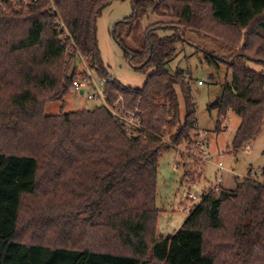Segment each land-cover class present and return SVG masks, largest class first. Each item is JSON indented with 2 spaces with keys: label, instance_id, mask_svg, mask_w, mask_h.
<instances>
[{
  "label": "trees",
  "instance_id": "trees-1",
  "mask_svg": "<svg viewBox=\"0 0 264 264\" xmlns=\"http://www.w3.org/2000/svg\"><path fill=\"white\" fill-rule=\"evenodd\" d=\"M110 2L38 0L0 10V264H264V167L262 182L237 180L234 189L209 191L173 236H157L156 206L159 159L170 148L164 137L179 146L197 131L189 84L168 69L187 31L234 52L217 124L229 111L241 120L233 150L262 132L264 70L248 63L264 68V0L134 1L132 17L113 35L135 70L153 72L140 89L106 85L109 101L122 95L128 108L143 112L144 130L134 135L104 106L56 116L44 110L84 74L78 52L97 77L109 76L97 22ZM148 11L177 23L153 25L144 47L128 50L121 32L130 34ZM168 28L172 36L154 33Z\"/></svg>",
  "mask_w": 264,
  "mask_h": 264
},
{
  "label": "rangeland",
  "instance_id": "rangeland-1",
  "mask_svg": "<svg viewBox=\"0 0 264 264\" xmlns=\"http://www.w3.org/2000/svg\"><path fill=\"white\" fill-rule=\"evenodd\" d=\"M134 1L111 0L98 18L97 34L101 58L108 74L120 84L136 90L144 86L148 74L153 70L146 74L135 70L136 65H131L125 58L124 50L113 35L117 23L132 17ZM176 23L177 19L170 14L158 16L148 11L145 17L135 22L133 29L131 27L130 34L128 29H124L120 37L128 50H139L144 47L150 27L155 24L173 26ZM154 33L160 37H169L174 34V30L159 29L154 30ZM176 51L168 69L172 73L181 71L189 84L196 105L198 126L197 131L191 133V140H186L179 146H174L169 137L163 139L170 148L159 159L156 206L160 211L157 236L166 238L182 226L190 212L200 204L202 195L211 191L219 174L218 162H222L226 168L223 184L220 185L224 189H234L237 180L252 179L262 182L260 169L264 166V127L253 141L236 153L232 143L241 120L229 111L226 119L217 126L219 110L218 106L212 105L221 97L224 85L232 82V72L226 63L234 59V52L217 38L196 31H187L179 38ZM85 61L90 68L87 59ZM211 61H215L218 66L210 65ZM248 65L256 71L264 70L261 65L252 61ZM78 71H84L79 62ZM91 73L97 77L92 70ZM177 89L183 123L185 105L180 88ZM97 106L98 103L89 101L86 95L71 89L63 101L48 103L44 110L46 115L56 116L61 112L93 110ZM253 171L256 172L254 177L251 176ZM192 186L197 201L187 197V191Z\"/></svg>",
  "mask_w": 264,
  "mask_h": 264
},
{
  "label": "built area",
  "instance_id": "built-area-1",
  "mask_svg": "<svg viewBox=\"0 0 264 264\" xmlns=\"http://www.w3.org/2000/svg\"><path fill=\"white\" fill-rule=\"evenodd\" d=\"M51 1V0H50ZM38 0H0V10L6 7L7 4H11L14 7L24 6L29 7L37 3ZM53 4V3H52ZM52 13L55 16L57 25L61 30L68 34L67 28L57 11L54 5H52ZM78 60L84 67V74H81L77 79L74 80L72 89L76 92L86 95L89 101L98 103L99 106H104L111 115L118 119L123 125L124 129L131 135L136 134L138 131L144 130L143 128V112L136 107L135 109H130L127 107L125 99L122 95H119L118 98L111 102L107 99L106 95V85L113 83L115 79L112 76H108L106 79H101L95 77L91 73V68L87 67L85 57L78 52ZM93 71V70H92ZM94 72V71H93ZM201 84V83H200ZM198 126V125H197ZM218 176L216 183L213 185L211 191L218 192L221 188L220 185L223 183V171L225 170L222 162L217 164ZM251 176H256V172H252ZM194 186L189 187L187 191L188 199L197 201V196L192 192ZM207 194V193H206ZM200 199L203 198L204 195ZM187 210V208H185Z\"/></svg>",
  "mask_w": 264,
  "mask_h": 264
},
{
  "label": "crops",
  "instance_id": "crops-1",
  "mask_svg": "<svg viewBox=\"0 0 264 264\" xmlns=\"http://www.w3.org/2000/svg\"><path fill=\"white\" fill-rule=\"evenodd\" d=\"M109 76H111V75L109 74ZM234 152H235V151H234ZM236 153H237V152H236ZM220 157H222V156H220ZM218 163H219V162H218ZM263 167H264V166H263ZM263 167H262V168H263ZM224 168H225V167H224ZM251 169H252V168H251ZM251 169H250V170H251ZM217 170H218V169H217ZM250 170H249V171H250ZM260 170H261V172H262V169H260ZM225 171H226V168H225V170L223 171V181H224V172H225ZM227 171H228V170H227ZM222 184H223V183H222ZM185 221H186V220H185ZM185 221H184V222H185ZM182 225H183V224H182ZM176 231H177V230H176ZM176 231H175V232H176ZM175 232H174V234H175ZM174 234H173V235H174ZM173 235H172V236H173ZM161 237H162V238H166V237H163V236H161Z\"/></svg>",
  "mask_w": 264,
  "mask_h": 264
},
{
  "label": "water",
  "instance_id": "water-1",
  "mask_svg": "<svg viewBox=\"0 0 264 264\" xmlns=\"http://www.w3.org/2000/svg\"><path fill=\"white\" fill-rule=\"evenodd\" d=\"M218 105H219V101L217 100V101H215V102L213 103L212 107H215V106H218Z\"/></svg>",
  "mask_w": 264,
  "mask_h": 264
}]
</instances>
